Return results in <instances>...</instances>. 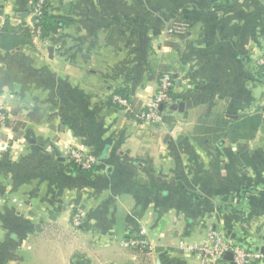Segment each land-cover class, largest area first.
<instances>
[{
  "label": "crops",
  "instance_id": "obj_1",
  "mask_svg": "<svg viewBox=\"0 0 264 264\" xmlns=\"http://www.w3.org/2000/svg\"><path fill=\"white\" fill-rule=\"evenodd\" d=\"M33 1L0 0L17 39ZM46 12L47 37H0V264H199L191 247L213 228L264 264V0H48ZM176 21L185 33L168 32ZM165 71L163 123L112 101L124 91L140 108ZM72 146L95 154L93 170L69 162ZM143 228L153 250L127 245Z\"/></svg>",
  "mask_w": 264,
  "mask_h": 264
},
{
  "label": "built area",
  "instance_id": "obj_2",
  "mask_svg": "<svg viewBox=\"0 0 264 264\" xmlns=\"http://www.w3.org/2000/svg\"><path fill=\"white\" fill-rule=\"evenodd\" d=\"M48 0H34L31 6V14L33 16V26L31 29L34 39H38L42 35L41 20L46 12ZM4 23V19L1 18ZM188 24L186 22H174L168 28L169 33H185ZM260 64L264 68V57L260 60ZM175 78L173 73L165 71L161 74L159 83L155 93L140 108L134 109L129 98L120 93H115L112 101L122 107L127 112H131L134 120L142 124L156 125L164 121V112L173 103V89ZM163 106V108H161ZM10 117L5 107L0 104V128L9 126ZM69 162L82 171H91L95 168L97 158L95 154L87 148L72 146L66 152ZM73 223L75 225H83L84 213L81 208H77L73 212ZM147 230L141 229L136 236L130 238L127 245L132 248L153 250L154 247L149 244L146 238ZM199 256V264H250L255 256L247 247L227 238L217 229H210L206 237L194 247ZM232 254V260L226 258V254Z\"/></svg>",
  "mask_w": 264,
  "mask_h": 264
},
{
  "label": "trees",
  "instance_id": "obj_3",
  "mask_svg": "<svg viewBox=\"0 0 264 264\" xmlns=\"http://www.w3.org/2000/svg\"><path fill=\"white\" fill-rule=\"evenodd\" d=\"M41 27H42V35L41 37L45 38L47 37L51 32L55 31L57 28V24L55 21V18L48 15L47 12L44 13V16L41 20ZM17 29H15L13 26L10 25L9 22H5L2 27H0V37L4 38L7 43H4V47H15L21 43L32 41V32L29 27H23L21 28V32L23 37L20 39L16 38ZM2 45V44H1ZM120 94L124 95V91L119 92ZM167 116L164 115V119H166Z\"/></svg>",
  "mask_w": 264,
  "mask_h": 264
},
{
  "label": "water",
  "instance_id": "obj_4",
  "mask_svg": "<svg viewBox=\"0 0 264 264\" xmlns=\"http://www.w3.org/2000/svg\"><path fill=\"white\" fill-rule=\"evenodd\" d=\"M69 6H70V4H68V7H69ZM50 50L52 51L53 48H51ZM179 107L182 109L184 106H183V104H181ZM161 108H163V106H162ZM232 257H233V256H232L231 253H227V254H226V258H227L228 260H232ZM231 264H235V263H234V262H231Z\"/></svg>",
  "mask_w": 264,
  "mask_h": 264
},
{
  "label": "rangeland",
  "instance_id": "obj_5",
  "mask_svg": "<svg viewBox=\"0 0 264 264\" xmlns=\"http://www.w3.org/2000/svg\"><path fill=\"white\" fill-rule=\"evenodd\" d=\"M75 168H76V167H75ZM77 169H78V168H77ZM72 226H73V228H74L75 230H78V229L81 228L82 225H75V224L73 223V221H72Z\"/></svg>",
  "mask_w": 264,
  "mask_h": 264
}]
</instances>
